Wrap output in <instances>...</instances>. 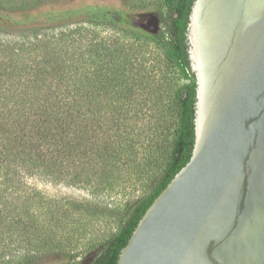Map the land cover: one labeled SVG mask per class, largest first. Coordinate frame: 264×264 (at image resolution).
I'll return each mask as SVG.
<instances>
[{"label":"trees","instance_id":"trees-1","mask_svg":"<svg viewBox=\"0 0 264 264\" xmlns=\"http://www.w3.org/2000/svg\"><path fill=\"white\" fill-rule=\"evenodd\" d=\"M192 3L30 8L23 0H0V264L21 248L25 254L15 264H35L38 253L59 245L43 236L49 228L40 214L15 194L18 182L34 172L88 187L94 197L139 183L138 194L121 202L74 199L51 211L115 222L79 260L66 253L62 264L116 263L138 220L191 155L196 85L186 31ZM152 14L160 20L156 34L137 24ZM80 22L153 42L165 67L184 81L165 73L154 87L137 81V46L82 25L64 29Z\"/></svg>","mask_w":264,"mask_h":264},{"label":"water","instance_id":"water-1","mask_svg":"<svg viewBox=\"0 0 264 264\" xmlns=\"http://www.w3.org/2000/svg\"><path fill=\"white\" fill-rule=\"evenodd\" d=\"M186 37L191 155L115 264H264V0H193Z\"/></svg>","mask_w":264,"mask_h":264},{"label":"rangeland","instance_id":"rangeland-1","mask_svg":"<svg viewBox=\"0 0 264 264\" xmlns=\"http://www.w3.org/2000/svg\"><path fill=\"white\" fill-rule=\"evenodd\" d=\"M100 4L112 7H120L122 0H23V4L27 7H75L81 4ZM147 17H140L136 20L139 25L144 22ZM85 26L95 29L101 37L106 40H118L128 44L137 46L138 61L142 62V67L135 64L133 73L135 79L145 80L153 83L154 87L157 83L162 82L163 74H167L168 79L176 82H183L179 79L177 73L170 68L165 67L162 62V53L160 49L151 41L141 38L134 39L123 36L121 32L116 29L99 25L94 26L85 22L72 23L66 28H75L76 26ZM144 40V42L140 41ZM144 108V107H143ZM136 108H132L135 110ZM109 121V120H108ZM137 182L131 185L125 191L109 190L104 194L94 197L85 186H73L64 183L60 180H53L46 175L34 172L27 174L23 181L18 182L14 189L15 194L24 199L32 209L40 214L41 221L49 228L43 233L50 241L59 242L57 248L53 251L40 252L35 257V264H62L66 262V253L72 254L70 258L79 260L86 248L97 240H100L115 229V222L111 218H104L99 216L83 215L79 213H66L59 210L58 212H51L56 208H66L70 200L91 199L95 202H102V199L114 200L119 202L125 200L131 195H136L139 192ZM137 187V189H135ZM25 254V249H17L14 251L4 263L1 264H15Z\"/></svg>","mask_w":264,"mask_h":264}]
</instances>
